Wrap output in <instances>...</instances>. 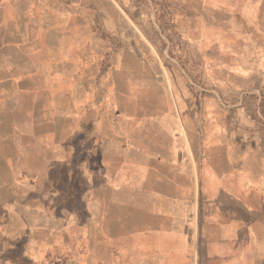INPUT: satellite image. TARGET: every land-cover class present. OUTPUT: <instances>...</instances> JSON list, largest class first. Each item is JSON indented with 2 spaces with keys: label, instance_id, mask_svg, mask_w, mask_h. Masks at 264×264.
I'll return each mask as SVG.
<instances>
[{
  "label": "rangeland",
  "instance_id": "374dc122",
  "mask_svg": "<svg viewBox=\"0 0 264 264\" xmlns=\"http://www.w3.org/2000/svg\"><path fill=\"white\" fill-rule=\"evenodd\" d=\"M250 146L264 0H0V264L174 245L162 210L189 235L204 165Z\"/></svg>",
  "mask_w": 264,
  "mask_h": 264
},
{
  "label": "crops",
  "instance_id": "0c3cea01",
  "mask_svg": "<svg viewBox=\"0 0 264 264\" xmlns=\"http://www.w3.org/2000/svg\"><path fill=\"white\" fill-rule=\"evenodd\" d=\"M223 163L202 168L198 214L189 235L184 212L163 209L166 226L160 230L175 237V244L154 247L158 228H152L145 232L144 251L132 247L129 264H264V154L243 147L224 156Z\"/></svg>",
  "mask_w": 264,
  "mask_h": 264
}]
</instances>
